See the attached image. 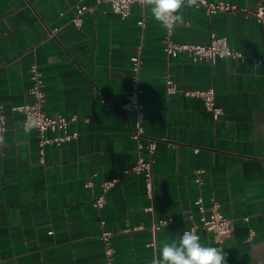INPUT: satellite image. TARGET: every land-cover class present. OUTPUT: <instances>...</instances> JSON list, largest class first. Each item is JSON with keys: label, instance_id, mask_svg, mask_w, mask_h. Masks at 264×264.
Instances as JSON below:
<instances>
[{"label": "crops", "instance_id": "1", "mask_svg": "<svg viewBox=\"0 0 264 264\" xmlns=\"http://www.w3.org/2000/svg\"><path fill=\"white\" fill-rule=\"evenodd\" d=\"M213 1L252 10L258 2ZM79 2L92 5V0H0V106L6 116L0 264H104L100 220L113 231L115 264H152L164 242L177 240L199 221L198 196L207 211L216 200L232 220L231 235L220 246L211 232L197 228L201 243L224 250L227 264H264V61L253 59L264 57V24L241 11L207 15L202 8L183 7V23L173 27L175 41L206 43L214 32L243 54L206 63L186 53L167 55L164 27L146 4L132 3L123 18L100 3L83 13L77 27L71 18ZM137 51L144 135L156 140L151 212L143 211L151 200L142 175L122 174L138 157L130 136L134 114L120 107ZM32 63L42 72L46 113L76 117L68 129L77 137L47 145L44 161L36 130L25 128L23 114L11 109L34 101L28 93ZM166 72L176 83L172 94L164 88ZM210 86L222 109L217 119L200 97L185 93ZM93 173V185L85 186ZM111 177L118 181L106 192L104 206L93 207L99 179ZM161 218L171 221L151 246L150 226ZM136 223L144 227L123 231Z\"/></svg>", "mask_w": 264, "mask_h": 264}, {"label": "built area", "instance_id": "2", "mask_svg": "<svg viewBox=\"0 0 264 264\" xmlns=\"http://www.w3.org/2000/svg\"><path fill=\"white\" fill-rule=\"evenodd\" d=\"M100 3H108L115 13L121 17H126L130 12V5L138 3L145 5V0H92V5L84 3H76L74 5V14L71 21L80 27L82 24L83 13L90 11L94 5ZM195 8H202L207 15L217 11L236 12L241 11L245 15L253 16L257 21L264 24V0H258L254 10L247 6L240 7L236 3L230 1H213V0H196ZM140 26H144V20L138 21ZM53 33V32H52ZM173 28L168 29L164 27L163 35V51L174 57L179 53H186L193 61H203L206 63H214L219 56L242 57L241 51L234 49L228 44L227 38L224 35H217L211 32L206 43H191L179 42L173 39ZM254 61L262 62L264 57H254ZM131 75H130V90L126 94L124 101L120 107L126 111L134 114V122L131 126L130 136L136 142V149L138 157L135 162L124 169L122 174L136 173L142 175L144 180L145 195L151 200V204L143 207L144 212H151L154 209L153 202V171L154 154L156 149V140L146 137L143 130V103L141 102L142 87L139 80V73L141 70L142 59L140 51L134 53L131 57ZM28 75L31 80V85L28 88V93L34 98L31 103H22L20 105L12 106L14 111H20L23 114V126L25 128H34L38 137V151L40 161H44L45 147L47 145H60L61 143L71 141L77 137L76 131H69L68 125L71 120L76 117H66L61 114L51 116L43 109V104L46 101V95L43 90L44 81L42 72L36 63H32L28 68ZM164 88L166 93L172 94L176 89V83L169 72L164 74ZM186 94L200 97L203 101V107L208 111L214 119H217L222 109L216 102L215 89L207 87L196 90L185 91ZM6 129V116L3 107L0 106V143L2 135ZM47 130L57 131L54 136H48ZM196 174L201 173V169L194 171ZM97 176L93 173L91 178L85 181V186L93 185V180ZM99 193L92 199V206L101 208L104 206L106 192L118 181V177L100 178L99 179ZM200 180L199 177L196 178ZM195 204L199 212V221H192L191 225L184 229V231H195L201 227L213 234L214 240L220 246L230 235L232 231V220L224 215L220 209L219 203L211 199L210 209L207 211L204 205L202 196L195 199ZM171 221V218L155 219L150 226L153 238L148 243L151 246L155 245V237L160 227ZM104 220H100L101 231L100 240L102 243L104 264H115L114 261V246H113V231L104 227ZM142 223H136L132 227H125L123 231L130 229L143 228ZM183 231V232H184Z\"/></svg>", "mask_w": 264, "mask_h": 264}, {"label": "clouds", "instance_id": "3", "mask_svg": "<svg viewBox=\"0 0 264 264\" xmlns=\"http://www.w3.org/2000/svg\"><path fill=\"white\" fill-rule=\"evenodd\" d=\"M196 0H145L151 7L154 19L163 27L171 29L183 23L181 9L195 5ZM152 264H227L224 250L205 246L195 231H184L177 240L164 242L159 258H153Z\"/></svg>", "mask_w": 264, "mask_h": 264}]
</instances>
